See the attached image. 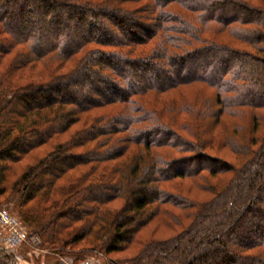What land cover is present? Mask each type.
Here are the masks:
<instances>
[{
	"label": "trees",
	"instance_id": "1",
	"mask_svg": "<svg viewBox=\"0 0 264 264\" xmlns=\"http://www.w3.org/2000/svg\"><path fill=\"white\" fill-rule=\"evenodd\" d=\"M192 85L213 95L189 99L180 89ZM224 117L250 125L233 123L222 142L211 131ZM262 122L264 6L0 0V197L16 199L14 216L49 255L122 252L162 215L179 232L126 263L264 264ZM216 144L244 162L211 155ZM186 179L211 198L165 187Z\"/></svg>",
	"mask_w": 264,
	"mask_h": 264
},
{
	"label": "rangeland",
	"instance_id": "2",
	"mask_svg": "<svg viewBox=\"0 0 264 264\" xmlns=\"http://www.w3.org/2000/svg\"><path fill=\"white\" fill-rule=\"evenodd\" d=\"M247 1H249L252 5L264 6L263 0H247ZM228 41H230V44L233 47L246 49L244 45H239L231 40H228ZM25 82H27L26 78L22 80V83H25ZM180 91H184L185 95L189 99L190 98L192 99L195 96V94L197 96L199 93H203L204 96L213 95V91L205 88L203 85H194V86L192 85L189 87H184L183 89H180ZM169 95L171 94L160 97L159 99H162V100L164 98L166 99ZM159 105L160 103L156 104L157 107H159ZM114 112H117L116 107H108V108L96 110L92 112L90 116L94 117V116H98L101 114H106V113L110 114ZM186 119L187 118L182 115L180 120L182 121ZM248 121L245 120L241 122L238 120H233V119L224 117L222 121H220L218 126L215 127L211 131V136L222 141V137L225 136L226 133L230 131L231 129L230 127L232 126L233 123L237 122V123H241L242 125L246 126V125H250ZM75 128H79V126L73 127L72 130H74ZM254 135L257 136V138L259 137L260 140L264 137V122L259 123L258 129L256 133H254ZM238 138L240 139V137ZM258 146L259 144H257L255 148H258ZM137 151L138 150L135 147L130 148L126 156L122 160L127 159L126 162H128L130 159L136 156ZM44 153H45V149H41L39 151H36L35 155L37 157L38 156L40 157V156H43ZM209 153L211 155L218 156L219 159H226L227 161L233 164H236L238 166L244 162L243 157L236 156L232 154L227 148H220L217 144L211 148ZM28 162L30 161L28 160ZM28 162L25 161L23 164H26ZM20 169L21 168L18 167L14 170V173L9 176L8 182H12L13 180H15V178H17V176L21 172ZM202 175L204 177H209L208 173H202ZM217 182H220V187H222L221 185L222 182L219 179L218 180L215 178L212 179L210 181V184L217 185ZM206 184H202V185H206ZM199 186H201V184L198 185L196 184V182H192L191 180L189 181L186 179V180H173L171 183L167 184L165 187L167 190L171 192L180 193L185 197H188L190 199H195L196 201H199V202L210 199L212 195L208 194L205 191H202L201 190L202 187H199ZM8 196H9V192L1 196L0 202L3 206H5V208L9 211V213L14 216L18 211L16 208L17 205L15 203L16 199L14 197H11V196L8 197ZM172 211L177 213L175 210H172ZM26 230H27V233H29L28 231L29 229H26ZM179 230H180L179 227L175 226L174 223L170 222V218L159 215L155 219H153L150 223H148L147 226H145L144 228L140 230V232L135 236L134 241L124 251L111 254L109 256H102V254H98L97 252L88 253L86 251L78 255L79 260H74L73 257L66 256V255L62 257H58L55 255H49V253L46 250L40 247L41 241L38 238L31 236V238H29L28 242L24 246L19 248L13 254L8 255V257H11L17 264H28L26 260H28L30 264H61L62 261H66L68 263L74 264L79 261L86 260V259H92V258L98 259L101 264H108V263L111 264L110 260H114V261L119 260V264H128L126 263V260H129L130 258H132L144 244L150 241L167 240L173 237L175 234H177ZM84 245L89 246L87 244H80L79 246H76V248L81 249L84 247Z\"/></svg>",
	"mask_w": 264,
	"mask_h": 264
},
{
	"label": "built area",
	"instance_id": "3",
	"mask_svg": "<svg viewBox=\"0 0 264 264\" xmlns=\"http://www.w3.org/2000/svg\"><path fill=\"white\" fill-rule=\"evenodd\" d=\"M29 240L23 224L0 203V256H8L24 246ZM61 264H73L62 261ZM74 264H101L98 259H86Z\"/></svg>",
	"mask_w": 264,
	"mask_h": 264
}]
</instances>
